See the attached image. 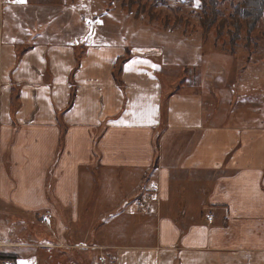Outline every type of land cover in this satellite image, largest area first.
I'll use <instances>...</instances> for the list:
<instances>
[{
  "label": "crops",
  "instance_id": "1",
  "mask_svg": "<svg viewBox=\"0 0 264 264\" xmlns=\"http://www.w3.org/2000/svg\"><path fill=\"white\" fill-rule=\"evenodd\" d=\"M0 34V213L29 227L4 241L17 262L264 264V113L218 110L190 79L167 91L147 45ZM146 190L159 205L140 211Z\"/></svg>",
  "mask_w": 264,
  "mask_h": 264
},
{
  "label": "rangeland",
  "instance_id": "2",
  "mask_svg": "<svg viewBox=\"0 0 264 264\" xmlns=\"http://www.w3.org/2000/svg\"><path fill=\"white\" fill-rule=\"evenodd\" d=\"M236 1L218 2L216 7L220 13L206 30L201 17L205 16L207 8L202 10L201 0H166L164 3L156 0H24L22 3L1 0L0 32L3 31L7 39L15 35L18 45L20 31L41 32L43 39L58 43L76 41L83 35L88 40L89 36L97 34L103 35L104 40L128 44L131 50L147 45L154 50L157 62L163 64L165 70L168 68L167 72L160 71L167 91L173 87V82L186 88L190 79L191 86L209 89L208 95L216 91L218 110L242 113L249 120L252 113H264V15L251 33L243 26L237 40L231 42L228 30L232 25L224 22L221 27L220 21L230 19L232 3ZM111 33L114 37H108ZM13 88L18 91L17 87ZM145 193L153 201L148 209H140L136 199ZM141 195L135 199L140 211L159 205V199L149 190ZM4 218L0 213V252L19 257L20 251L14 248L17 246L4 244V241L20 240V232L29 227L23 220L22 223L20 219L6 222ZM95 235L88 238L95 240L96 231ZM62 244L57 246L58 250L69 248L66 242ZM89 244L91 259L104 262L107 255L113 258L109 246ZM17 258L0 259V264H20ZM41 264L51 263L46 260Z\"/></svg>",
  "mask_w": 264,
  "mask_h": 264
},
{
  "label": "trees",
  "instance_id": "3",
  "mask_svg": "<svg viewBox=\"0 0 264 264\" xmlns=\"http://www.w3.org/2000/svg\"><path fill=\"white\" fill-rule=\"evenodd\" d=\"M158 3L160 1L162 3L166 2V0H156ZM221 0H201L202 10L205 8H210V12H207L205 9V16L202 15L201 17V24L206 29L209 30L210 26L216 21L218 14L220 13L219 9L216 7L218 2ZM211 6L209 7V4ZM209 10V9H208ZM264 15V0H237L234 4L232 3V10L229 14L230 19L223 18L220 21V26L222 27L224 22H228L232 25L228 31L230 33L231 42L237 40L239 36V32L241 31L242 27L245 26V29L248 33H251L252 30L255 29L257 24L263 19ZM211 16V19H209ZM221 29V28H220ZM264 33V31H263ZM125 57H121L119 60V67L123 63L122 61ZM118 67V66H117ZM116 69L118 70V68ZM74 86H72V97L74 95ZM16 259L17 256L14 253H5L0 252V259Z\"/></svg>",
  "mask_w": 264,
  "mask_h": 264
},
{
  "label": "built area",
  "instance_id": "4",
  "mask_svg": "<svg viewBox=\"0 0 264 264\" xmlns=\"http://www.w3.org/2000/svg\"><path fill=\"white\" fill-rule=\"evenodd\" d=\"M136 200H137V205L140 209H146L148 206L150 207V204L153 201V199H151V197L147 193H145V195L142 197H138ZM100 259H103V257H100Z\"/></svg>",
  "mask_w": 264,
  "mask_h": 264
},
{
  "label": "snow or ice",
  "instance_id": "5",
  "mask_svg": "<svg viewBox=\"0 0 264 264\" xmlns=\"http://www.w3.org/2000/svg\"><path fill=\"white\" fill-rule=\"evenodd\" d=\"M19 2H21V3H22V2H24V0H19Z\"/></svg>",
  "mask_w": 264,
  "mask_h": 264
}]
</instances>
